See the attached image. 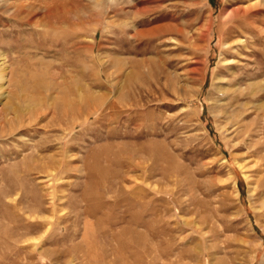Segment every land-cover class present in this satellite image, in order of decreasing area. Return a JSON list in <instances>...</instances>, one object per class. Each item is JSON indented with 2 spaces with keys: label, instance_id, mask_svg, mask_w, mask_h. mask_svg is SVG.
Masks as SVG:
<instances>
[{
  "label": "rangeland",
  "instance_id": "1",
  "mask_svg": "<svg viewBox=\"0 0 264 264\" xmlns=\"http://www.w3.org/2000/svg\"><path fill=\"white\" fill-rule=\"evenodd\" d=\"M118 59L144 61L132 87ZM94 63L110 76L92 90L122 100L64 113ZM1 92L25 108L0 96L24 223H1L0 264H264V0H0Z\"/></svg>",
  "mask_w": 264,
  "mask_h": 264
},
{
  "label": "bare ground",
  "instance_id": "2",
  "mask_svg": "<svg viewBox=\"0 0 264 264\" xmlns=\"http://www.w3.org/2000/svg\"><path fill=\"white\" fill-rule=\"evenodd\" d=\"M160 1V0H159ZM164 4V3H163ZM162 5V4H161ZM136 6V5H135ZM158 6V5H157ZM137 7V6H136ZM140 7V6H139ZM142 7V6H141ZM148 7V6H147ZM143 8V7H142ZM141 8V9H142ZM157 8V7H156ZM155 8V9H156ZM159 8V7H158ZM148 9H149V7H148ZM145 10H146V8H145ZM143 11V10H142ZM161 11V10H160ZM136 12H137V10H136ZM140 12V11H139ZM135 13V12H134ZM142 13V12H141ZM150 13V12H149ZM157 13V12H156ZM144 14V13H143ZM160 14V13H159ZM149 15V14H148ZM141 16H143V15H141ZM146 16V15H145ZM157 16V15H156ZM142 18H144V17H142ZM147 19V18H146ZM153 19V18H152ZM139 20V19H138ZM142 20V22H143V19H141ZM147 21V20H146ZM154 22H156V21H154ZM158 22V21H157ZM144 23V22H143ZM146 23V22H145ZM135 24V23H134ZM161 28V25H153V26H151V27H146V29H136V32H138V33H144L145 31H149L150 32V37L152 38L154 35H156L157 33H158V30ZM247 29V28H246ZM128 30V29H127ZM41 33H44V32H41ZM40 33V34H41ZM254 33V32H253ZM39 34V33H38ZM45 34V33H44ZM125 34V33H124ZM244 35L245 37L247 36V33H246V30H243V31H240V33H239V35ZM249 34V33H248ZM130 35V34H129ZM134 35V34H133ZM143 35H145V34H143ZM159 35V34H158ZM40 36V35H39ZM133 37V36H132ZM150 37H148V38H150ZM156 37H157V35H156ZM50 38V37H49ZM54 38V37H53ZM130 38V37H129ZM138 38V37H137ZM158 38V37H157ZM18 39V38H17ZM135 39V38H134ZM21 40V39H20ZM50 40H51V38H50ZM69 40V39H68ZM143 40V39H142ZM155 40V39H154ZM52 41H53V39H52ZM141 41V40H140ZM150 41V40H149ZM37 42V44H36V46L37 47H39V48H43V49H45V47H46V49H47V46H45L47 43H46V40H45V35H43V37H40V40H37L36 41ZM54 42H56V41H54ZM130 42V41H129ZM128 42V43H129ZM126 43H127V41H126ZM147 43V42H146ZM152 43H154V42H152ZM17 43L16 42H14V41H11V43H10V45H11V47L12 48H14L15 47V45H16ZM130 44V43H129ZM136 44V43H135ZM148 44V43H147ZM244 44V43H243ZM132 45V44H131ZM129 46V45H128ZM138 46V45H137ZM150 46V45H149ZM130 47V46H129ZM144 48H145V46H144ZM133 49V48H132ZM138 49V48H137ZM89 50H91V54L92 53H94L95 52V48L94 47H90L89 48ZM134 50V49H133ZM146 50V49H145ZM127 51V50H126ZM139 51H141V50H139ZM136 52V51H135ZM138 52V51H137ZM146 52V51H145ZM148 52V51H147ZM141 54V53H140ZM248 54V53H247ZM133 56V55H132ZM139 58V57H138ZM149 58V57H148ZM20 60L19 61H22V60H26L27 59V57L26 56H24V57H22V58H19ZM29 60H33V61H39L38 59H33V58H29ZM28 60V61H29ZM42 61V60H41ZM140 61V60H139ZM137 59H132V60H123V59H118V60H116V62H117V66H116V69H114L115 70V75H117V76H120L121 74H124L125 75V82L126 83H123L124 84V86H125V84L128 86V87H132V85L134 84V82H135V79H137V78H139L140 77V75H141V67H142V65H143V63H144V61L143 62H139ZM142 61V60H141ZM93 62V61H92ZM91 62V63H92ZM128 63H130V65L132 66V69L130 70V71H126V66H127V64ZM239 63V62H238ZM238 63L237 64H235V66L236 65H238ZM229 64V63H228ZM240 64H242V63H240ZM232 65L231 64H229V65H227V68H229L230 69V67H231ZM234 66V67H235ZM240 66V65H239ZM51 67V66H50ZM54 67V66H53ZM68 67H70V62H69V64H68ZM128 67V66H127ZM52 68V67H51ZM59 68V67H58ZM89 67H85V68H83V75H85L86 76V74L85 73H87L86 71H87V69H88ZM2 69V68H1ZM70 69V68H69ZM202 69V68H201ZM239 69V68H238ZM49 70V69H48ZM70 71V70H69ZM68 71V72H69ZM91 71H94V73L96 74V76L92 79H90L89 81H86L85 82V84L84 85H76L75 86V91L73 90V92H74V97L70 100V97H68V99H66L64 102V105H65V108H66V110H65V112L64 113H68L71 109H73V108H75L74 106H84V105H89L91 108H90V110L87 112V115H86V117L89 115V113L92 111V109H96L98 106H100L103 102H108V104H109V106L111 107V106H113L114 105V102H118V101H120V100H122L121 99V96H122V90L121 91H119L118 90V88H116V89H114V90H111V91H109V92H107L106 94L104 93V94H101V95H98V94H96L95 92H96V90L94 91V90H92L93 89V87L94 86H98V87H103L106 83H107V80H108V78H109V76H110V74L108 73V66H102L100 63L98 64V63H94L92 66H91ZM143 71V70H142ZM195 71H197V70H195ZM14 72H16V71H14ZM19 75H21V76H24L25 75V72L23 71V70H20V71H18L17 72ZM16 73V74H17ZM49 74V77H50V79H52V80H58L57 78L58 77H61V76H58L57 77V75L52 71V72H48ZM192 73V72H191ZM15 74V75H16ZM58 74V73H57ZM190 74V73H189ZM196 74V73H195ZM202 74V73H201ZM18 75V76H19ZM43 75V74H42ZM69 75V74H68ZM114 75V74H113ZM188 75V74H187ZM17 76V75H16ZM20 76V77H21ZM70 76V75H69ZM67 77V76H66ZM116 77V76H115ZM24 78V77H23ZM62 78V77H61ZM70 79V78H69ZM191 79V78H190ZM192 79H194V78H192ZM88 80V79H87ZM138 80V79H137ZM239 77L238 76H235V77H233V80H231L228 84H229V86H230V89L228 90V92H227V94H228V96L230 97V100H235V101H237L241 96H242V94H244V91L242 90V88H240V86H239ZM11 81L13 82V86H15V88H19V89H24L25 87H26V84H24V85H22L20 82H21V80L20 79H11ZM24 81V80H23ZM40 81V80H39ZM77 81V80H76ZM70 82V81H69ZM74 82V81H73ZM78 82V81H77ZM189 82V81H188ZM191 82V81H190ZM40 83V82H39ZM43 83V82H42ZM186 83H187V81H186ZM236 84H238L237 86H236ZM44 85V84H43ZM185 85V84H184ZM183 85V86H184ZM37 86V85H36ZM40 86V85H39ZM38 86V87H39ZM45 87H46V83H45V85H44ZM188 86V85H187ZM238 86H239V88H238ZM105 87V86H104ZM182 87V86H181ZM181 87H180V89H181ZM185 87V86H184ZM44 88V87H43ZM109 88V87H108ZM135 88V87H134ZM136 88H137V86H136ZM135 88V89H136ZM175 88H177V87H175ZM188 88V87H187ZM178 89H179V87H178ZM185 89V88H184ZM128 90H130V88L128 89ZM133 90V89H132ZM188 90V89H187ZM54 91V90H53ZM119 91V93L116 95V98L117 99H113L112 98V92H118ZM123 91H125L124 89H123ZM185 91V90H184ZM70 92V91H69ZM69 92H67V93H69ZM127 92V91H126ZM129 92V91H128ZM183 92V91H182ZM188 92V91H187ZM124 93V92H123ZM17 94V93H16ZM16 94L14 93V92H9V96H8V94H5V93H3V92H1L0 93V96H4V98L6 99V101L4 102V104L6 105V112H13V114H14V117L16 118V121L18 122V121H20V119L21 118H23L24 117V115H23V112H24V108L25 107H23L22 105H20V106H16V107H14V102L12 101V96L15 98V96H16ZM100 94V93H99ZM182 94V93H181ZM69 96H70V93L68 94ZM124 96H125V94H123ZM129 95H131V94H129ZM128 95V96H129ZM180 95V94H179ZM64 96V95H63ZM244 96V95H243ZM66 97V96H65ZM64 97V98H65ZM114 97V96H113ZM28 99H26L25 101H29V100H31L30 99V97H27ZM113 99V100H112ZM73 102L76 104H73ZM240 102V101H239ZM61 103H63V102H61ZM107 104V103H106ZM239 104V103H238ZM244 104V103H243ZM16 105V104H15ZM55 105H58V104H55ZM63 105V106H64ZM60 106H61V104H60ZM85 107V106H84ZM115 107V106H114ZM62 108V107H61ZM78 108V107H77ZM77 108H75V109H77ZM80 108V107H79ZM62 110H64V109H62ZM75 111V110H74ZM245 109L243 108V107H237V110H234V112L232 113V115H233V117H240V116H244V114H245ZM61 113V112H60ZM70 113V112H69ZM12 114V115H13ZM62 114V113H61ZM69 115V114H68ZM9 116V115H8ZM23 116V117H22ZM7 117V116H6ZM67 117V116H66ZM22 120V119H21ZM63 120V119H62ZM64 121V120H63ZM6 122H4V124H5ZM18 124V123H17ZM60 124V123H59ZM1 125V124H0ZM4 126L5 125H1L0 126V136H2L3 135V133H4ZM9 130V129H8ZM11 130V132H9V134H13L14 135V132L16 131L15 129H10ZM6 132V131H5ZM8 133V132H7ZM12 135V136H13ZM14 137V136H13ZM19 152V151H18ZM17 152V153H18ZM62 155H64L63 153H62ZM8 156H10V154H8ZM8 156H6L5 158L7 159V157ZM60 158H61V156H60ZM61 160V159H60ZM0 161H2L1 160V158H0ZM8 162V161H7ZM58 162V161H57ZM57 168V167H56ZM55 169V168H54ZM20 186H22V183H21V181L19 182H17V181H14V179L11 177V173H10V171H9V169L8 168H3L2 169V167L0 166V227L2 226L1 225V223H5L6 224V219H8L7 221L8 222H10L11 223V219H12V221L13 220H15L14 221V223L16 222V219H17V222H16V224H15V231L16 232H18L19 231V229L20 228H22V226H24V223H23V220H22V218L21 217H19L18 215H14V217L13 216H11L10 215V213H9V210H10V207L12 206V204L10 203V202H8L7 201V196L9 195V194H11L13 191H15L16 190V188H18V187H20ZM15 197V196H14ZM12 207H14V206H12ZM15 208V207H14ZM14 211H15V209H14ZM15 213V212H14ZM25 222V221H24ZM33 224V223H32ZM35 224H37V223H35ZM7 225H10V224H8L7 223ZM13 226H14V224H13ZM11 227V226H10ZM25 227H26V225H25ZM12 228V227H11ZM13 230V231H14ZM2 231H0V233H1ZM7 233V232H6ZM3 235V234H2ZM3 236H5V235H3ZM0 237H1V234H0ZM7 237V236H6ZM8 238V237H7ZM6 238V239H7ZM5 239V240H6ZM10 240H12V239H10ZM2 241H4V240H2ZM1 242V241H0ZM7 242H9L10 243V241H8L7 240ZM6 244H8V243H6ZM14 245V244H13ZM1 248V247H0ZM3 250V249H2ZM4 251V250H3ZM2 255V254H1Z\"/></svg>",
  "mask_w": 264,
  "mask_h": 264
},
{
  "label": "clouds",
  "instance_id": "3",
  "mask_svg": "<svg viewBox=\"0 0 264 264\" xmlns=\"http://www.w3.org/2000/svg\"><path fill=\"white\" fill-rule=\"evenodd\" d=\"M113 2H115V0H113ZM135 3V0H127V5L130 6V5H133ZM133 27V25H132Z\"/></svg>",
  "mask_w": 264,
  "mask_h": 264
}]
</instances>
